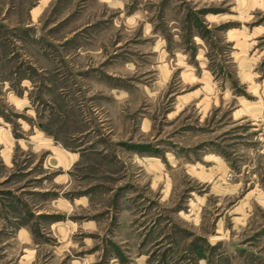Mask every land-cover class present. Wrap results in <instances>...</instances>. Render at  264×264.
Listing matches in <instances>:
<instances>
[{"label":"rangeland","instance_id":"rangeland-1","mask_svg":"<svg viewBox=\"0 0 264 264\" xmlns=\"http://www.w3.org/2000/svg\"><path fill=\"white\" fill-rule=\"evenodd\" d=\"M264 0H0V264H264Z\"/></svg>","mask_w":264,"mask_h":264},{"label":"built area","instance_id":"built-area-1","mask_svg":"<svg viewBox=\"0 0 264 264\" xmlns=\"http://www.w3.org/2000/svg\"><path fill=\"white\" fill-rule=\"evenodd\" d=\"M263 141H264V137H263Z\"/></svg>","mask_w":264,"mask_h":264}]
</instances>
